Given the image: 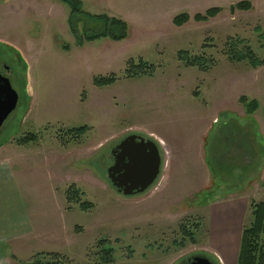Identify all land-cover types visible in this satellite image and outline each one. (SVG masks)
<instances>
[{
	"label": "rangeland",
	"instance_id": "374dc122",
	"mask_svg": "<svg viewBox=\"0 0 264 264\" xmlns=\"http://www.w3.org/2000/svg\"><path fill=\"white\" fill-rule=\"evenodd\" d=\"M241 2H249L251 10H236ZM61 5L65 19L61 28L40 34L45 43L21 50L0 44L10 69L2 72L19 97L0 129V145L8 143L6 154L28 171L25 206L37 223L62 215L76 223L32 243L34 256L20 263L58 254L40 260L100 264L99 243L105 241L114 252L110 264H180L194 255L238 264L242 232L252 222L250 206L264 202V134L240 99L258 103L263 130L264 66L231 61L226 45L244 41L243 51L249 48L264 60V0H83V12L122 20L129 30L121 42L101 39L81 47L69 27L70 10ZM212 8L222 12L206 23L194 22L195 15ZM181 14L191 20L179 28L173 20ZM76 24L81 34L101 26L86 17ZM180 52L203 57L207 69L187 66ZM129 62L154 70L130 76ZM104 77L114 78V84L96 87L94 80ZM213 117L220 123L214 122L202 158L196 123ZM167 124L179 129L178 154L171 156L159 141L163 167L157 182L144 194L123 196L106 173L110 148L130 135L150 138V130ZM83 126L89 128L85 135L69 133ZM29 135L37 140L20 144ZM169 164L172 172L185 174L179 183L189 197L171 211H157L148 193L161 185ZM205 177L208 185L201 191ZM69 190L78 192L72 201ZM83 203L93 208L83 211Z\"/></svg>",
	"mask_w": 264,
	"mask_h": 264
},
{
	"label": "crops",
	"instance_id": "0c3cea01",
	"mask_svg": "<svg viewBox=\"0 0 264 264\" xmlns=\"http://www.w3.org/2000/svg\"><path fill=\"white\" fill-rule=\"evenodd\" d=\"M58 1L63 4L61 0H0V44L21 50L30 49L33 44L45 43V36L41 37L40 34L51 33L53 27L61 28V19H65L66 11ZM79 1L83 5V0ZM196 111L202 115L200 109H196ZM258 112L259 108L252 115L251 123H257V132L263 135L264 129H260ZM214 117L209 118L207 122L204 121L203 124L199 120L196 123L199 128H197L195 141L199 142L200 145L202 144L200 147L202 158L206 157L205 142L207 136L211 135L209 132L215 127L214 124L216 123L214 122L220 123V120L214 121ZM169 119L176 120L175 117L170 116ZM178 130L174 124H167L150 130L147 135L150 139L153 137L152 140L154 141L158 140L165 143L169 149V154L172 156L179 152L177 140L181 139V135L176 133ZM8 146H10L8 143L0 145V264H22L20 263L21 259H30L35 254L32 243L34 244L40 239H47L54 233L63 232L62 227H65L64 230L67 231L69 225L75 226L76 223L73 222L72 224L70 221L67 223L66 217L63 218L62 208H60L62 202H59L58 207L59 210L61 209L62 219L56 221L50 219L49 222L40 223L32 220L29 210L25 206V194H28L31 185L28 171H23L24 168H20L22 164H18V161L14 162L6 154L10 151ZM168 166L170 169H167L166 173L163 174L160 181L162 182L161 185L148 193L149 199L155 201L152 206L157 211H171L189 197L186 188L180 187L179 183L185 174L176 170L172 172L171 164ZM48 180L51 181L52 178ZM206 182H208L207 177H205V185L201 191L208 185ZM53 195L56 196L55 189ZM66 201L65 197L63 203L66 204ZM172 214L170 213V216ZM49 225L52 227L50 230L47 229Z\"/></svg>",
	"mask_w": 264,
	"mask_h": 264
},
{
	"label": "trees",
	"instance_id": "16d2710c",
	"mask_svg": "<svg viewBox=\"0 0 264 264\" xmlns=\"http://www.w3.org/2000/svg\"><path fill=\"white\" fill-rule=\"evenodd\" d=\"M70 10L69 17V27L72 34L76 38L78 46H84L85 43H93L101 39H108L113 42H121L128 38L129 26L122 20L115 18H109L107 16H97L93 17L82 11V2L79 0H61ZM236 10L240 11H249L252 6L249 2H241L235 5ZM222 12L221 8H212L207 10L204 14H197L193 17L194 22L196 23H206L211 19L216 18ZM80 18H89L91 22H98L101 24L100 28L91 26L93 29L92 33L89 31L81 34L80 29H78L76 24V19ZM191 20V17L188 14H181L176 16L173 20V24L176 27H182L186 25ZM78 22V21H77ZM88 30H91V29ZM87 30V29H86ZM244 44V41L237 40L229 41L227 43V55L229 59L233 62L238 63H248L252 68L256 69L264 66V60H260L255 56L251 49L246 48L244 51L240 48ZM179 60L184 62L187 66H197L206 70V60L202 57H194L191 59L186 52H180L178 54ZM128 65H131L132 72H128L132 75L130 76H140L141 74H149L153 69V66L148 65L147 63H140L138 66H135L132 62H129ZM149 69L150 71H146ZM154 70V69H153ZM115 82L114 78H96L94 80V85L98 88H103L113 85ZM241 103L246 108L247 112L252 116L258 109V103L256 101L249 102L246 98L240 99ZM88 127L83 126L80 128L71 129L69 133L74 137H81L88 132ZM37 140L35 135H29L20 141V144H30ZM71 190V189H70ZM69 190L68 200L72 201L73 197H76L78 192L75 191L71 193ZM93 205L91 204H81L80 209L87 211L92 209ZM252 222L250 226L245 227L242 232L241 246L238 257V264H264V202L252 203L250 206ZM182 231L185 233V229L182 226ZM189 236V234L187 233ZM106 242L102 241L99 243L102 249L99 253L100 264H110L113 262V250L105 248ZM37 257V255H36ZM57 258L58 254H52L48 256L39 255V259L35 260L30 264H51V263H42L40 258ZM44 262V261H43ZM29 264V263H28ZM52 264H61L60 261Z\"/></svg>",
	"mask_w": 264,
	"mask_h": 264
},
{
	"label": "water",
	"instance_id": "95a60500",
	"mask_svg": "<svg viewBox=\"0 0 264 264\" xmlns=\"http://www.w3.org/2000/svg\"><path fill=\"white\" fill-rule=\"evenodd\" d=\"M17 92L9 79L0 73V129L16 109ZM114 165L107 170L111 184L125 197L141 195L157 182L163 166L160 149L155 141L139 135L126 137L112 151ZM191 264H213L204 256H193Z\"/></svg>",
	"mask_w": 264,
	"mask_h": 264
},
{
	"label": "flooded vegetation",
	"instance_id": "af4514ba",
	"mask_svg": "<svg viewBox=\"0 0 264 264\" xmlns=\"http://www.w3.org/2000/svg\"><path fill=\"white\" fill-rule=\"evenodd\" d=\"M3 70H7V72L10 70L9 69V67L5 64V62H4V59H3V54H1L0 53V73L3 75V76H5L6 77V75H4L3 74ZM120 143H118V144H116V145H114L113 147H111L110 148V150H109V154H110V165L107 167V169H106V173H107V170L109 169V168H111L113 165H114V161H115V158H114V156H113V154H112V151L119 145ZM117 190V189H116ZM118 191V190H117ZM194 256H204V257H207L208 259H210L212 262H213V264H219L218 262V259H213L211 256H207V255H194ZM193 256H190V257H188V258H186V259H184V260H182L181 262H180V264H191V262L189 261V259L190 258H192Z\"/></svg>",
	"mask_w": 264,
	"mask_h": 264
},
{
	"label": "built area",
	"instance_id": "2783aa9c",
	"mask_svg": "<svg viewBox=\"0 0 264 264\" xmlns=\"http://www.w3.org/2000/svg\"><path fill=\"white\" fill-rule=\"evenodd\" d=\"M161 143V145H163V143L162 142H160Z\"/></svg>",
	"mask_w": 264,
	"mask_h": 264
}]
</instances>
